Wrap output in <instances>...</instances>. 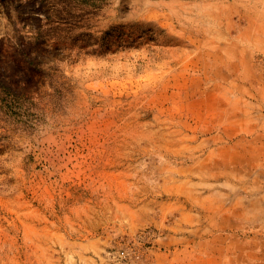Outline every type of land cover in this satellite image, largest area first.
<instances>
[{
  "label": "rangeland",
  "instance_id": "obj_1",
  "mask_svg": "<svg viewBox=\"0 0 264 264\" xmlns=\"http://www.w3.org/2000/svg\"><path fill=\"white\" fill-rule=\"evenodd\" d=\"M263 6L0 0V264H109L226 190L221 170L247 161L220 138L250 135Z\"/></svg>",
  "mask_w": 264,
  "mask_h": 264
},
{
  "label": "crops",
  "instance_id": "obj_2",
  "mask_svg": "<svg viewBox=\"0 0 264 264\" xmlns=\"http://www.w3.org/2000/svg\"><path fill=\"white\" fill-rule=\"evenodd\" d=\"M245 31H256L252 39L264 53V17L249 22ZM249 79L243 116L250 135L220 138L247 164L243 159L241 165L221 170L233 177L224 184L226 190L215 183L208 195L184 200L180 213L163 228L164 235L133 264H264V75ZM252 157L257 158L255 165L247 160Z\"/></svg>",
  "mask_w": 264,
  "mask_h": 264
},
{
  "label": "built area",
  "instance_id": "obj_3",
  "mask_svg": "<svg viewBox=\"0 0 264 264\" xmlns=\"http://www.w3.org/2000/svg\"><path fill=\"white\" fill-rule=\"evenodd\" d=\"M145 235H149L146 233ZM161 237L160 235L154 236L151 242ZM153 247V245H145L139 240L128 241L124 244V246L115 251H109L106 254V259L109 260V264H132L133 262L142 261L149 249Z\"/></svg>",
  "mask_w": 264,
  "mask_h": 264
},
{
  "label": "trees",
  "instance_id": "obj_4",
  "mask_svg": "<svg viewBox=\"0 0 264 264\" xmlns=\"http://www.w3.org/2000/svg\"><path fill=\"white\" fill-rule=\"evenodd\" d=\"M45 3H53L55 6H64L67 8L69 5H71L73 8L80 7L81 5L86 6H95L97 0H43ZM79 9V8H78ZM41 31L37 32V36L35 38L37 40L43 39V36L41 37Z\"/></svg>",
  "mask_w": 264,
  "mask_h": 264
}]
</instances>
